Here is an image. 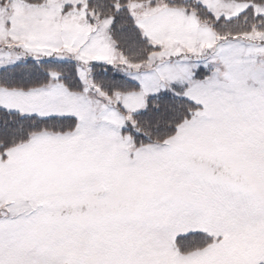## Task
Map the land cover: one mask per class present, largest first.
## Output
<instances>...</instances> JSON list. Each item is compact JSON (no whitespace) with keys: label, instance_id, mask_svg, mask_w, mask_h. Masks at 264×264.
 <instances>
[{"label":"snow or ice","instance_id":"1","mask_svg":"<svg viewBox=\"0 0 264 264\" xmlns=\"http://www.w3.org/2000/svg\"><path fill=\"white\" fill-rule=\"evenodd\" d=\"M0 264H264V0H0Z\"/></svg>","mask_w":264,"mask_h":264}]
</instances>
